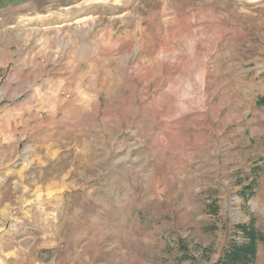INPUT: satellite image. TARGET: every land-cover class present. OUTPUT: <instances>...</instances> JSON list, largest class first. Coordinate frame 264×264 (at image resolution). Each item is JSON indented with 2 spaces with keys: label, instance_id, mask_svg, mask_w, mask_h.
I'll list each match as a JSON object with an SVG mask.
<instances>
[{
  "label": "rangeland",
  "instance_id": "rangeland-1",
  "mask_svg": "<svg viewBox=\"0 0 264 264\" xmlns=\"http://www.w3.org/2000/svg\"><path fill=\"white\" fill-rule=\"evenodd\" d=\"M261 103L264 0L0 4V264H215L264 235Z\"/></svg>",
  "mask_w": 264,
  "mask_h": 264
},
{
  "label": "trees",
  "instance_id": "trees-1",
  "mask_svg": "<svg viewBox=\"0 0 264 264\" xmlns=\"http://www.w3.org/2000/svg\"><path fill=\"white\" fill-rule=\"evenodd\" d=\"M14 0H0V4L12 3ZM264 104V103H261ZM237 234L243 235V241L232 239L222 256L215 264H254L258 255V244L264 241V235L260 232L256 223L239 224L235 227Z\"/></svg>",
  "mask_w": 264,
  "mask_h": 264
}]
</instances>
